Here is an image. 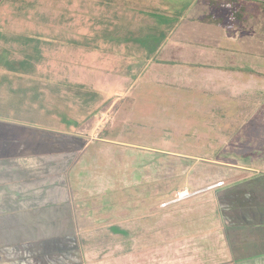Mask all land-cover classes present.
Returning a JSON list of instances; mask_svg holds the SVG:
<instances>
[{
	"label": "rangeland",
	"instance_id": "obj_1",
	"mask_svg": "<svg viewBox=\"0 0 264 264\" xmlns=\"http://www.w3.org/2000/svg\"><path fill=\"white\" fill-rule=\"evenodd\" d=\"M193 1L0 0V122L70 133L59 162L73 165L75 218L97 263L203 264L246 230L237 212L257 178L249 169L264 171V92H246L256 106L229 89L221 99L156 57ZM260 12L230 25L260 31ZM40 132L53 148L57 131Z\"/></svg>",
	"mask_w": 264,
	"mask_h": 264
},
{
	"label": "crops",
	"instance_id": "obj_2",
	"mask_svg": "<svg viewBox=\"0 0 264 264\" xmlns=\"http://www.w3.org/2000/svg\"><path fill=\"white\" fill-rule=\"evenodd\" d=\"M171 1L175 0H158L156 5L164 2L177 5H171ZM211 1L214 0L188 3L186 15L190 10L195 15L193 7L200 2L199 12L204 11L201 18L183 17L184 13L175 16L169 31L171 37L165 41L172 47L163 49L166 43L157 45L156 57L162 54L168 63L185 68L189 72L186 85L192 84V75L199 74L206 89L217 90L221 99L222 90L229 89L241 102L250 100L249 105H255L246 92H264V71L256 64L264 66V16L258 22V26L263 25L260 31L236 28L230 21L235 23L237 12H243L239 14L242 26L247 23L249 13L244 12L258 10L264 15L263 6L257 7L255 3L264 0H215V4ZM193 19L197 22L190 23ZM254 31L261 36L256 38ZM191 38L197 42L192 43ZM257 105H264V99ZM30 128L16 122H0V264H100L92 259L90 250H85L79 230L82 222L75 218L68 176L73 165L59 162L69 151L62 145V135L70 133L63 129ZM41 130L57 131L53 148L47 146L48 136L41 134ZM249 170L257 178L250 180V199L237 212L240 214L237 226L246 230L242 234L237 231L236 237L231 238V246L227 241L231 252L228 250L222 258L203 264H264V171ZM222 215L226 221L230 219L223 212Z\"/></svg>",
	"mask_w": 264,
	"mask_h": 264
},
{
	"label": "built area",
	"instance_id": "obj_3",
	"mask_svg": "<svg viewBox=\"0 0 264 264\" xmlns=\"http://www.w3.org/2000/svg\"><path fill=\"white\" fill-rule=\"evenodd\" d=\"M218 185H219V184H218ZM183 193H187V194H185V195L182 196ZM178 195H179V196H178L179 198L185 197V196L189 195V190L186 189V190H184V191H180V192L178 193ZM179 198H178V199H179Z\"/></svg>",
	"mask_w": 264,
	"mask_h": 264
},
{
	"label": "bare ground",
	"instance_id": "obj_4",
	"mask_svg": "<svg viewBox=\"0 0 264 264\" xmlns=\"http://www.w3.org/2000/svg\"><path fill=\"white\" fill-rule=\"evenodd\" d=\"M185 194H187V193H183L182 196L185 195ZM178 196H179V195H178ZM188 196H191V193H190V192H189V195H187V196H185V197H182V198H179V199H177V200H182V199H184V198H186V197H188Z\"/></svg>",
	"mask_w": 264,
	"mask_h": 264
},
{
	"label": "trees",
	"instance_id": "obj_5",
	"mask_svg": "<svg viewBox=\"0 0 264 264\" xmlns=\"http://www.w3.org/2000/svg\"><path fill=\"white\" fill-rule=\"evenodd\" d=\"M28 61V60H27ZM29 63H27V65H29V66H31V62L30 61H28ZM27 67V66H26Z\"/></svg>",
	"mask_w": 264,
	"mask_h": 264
}]
</instances>
